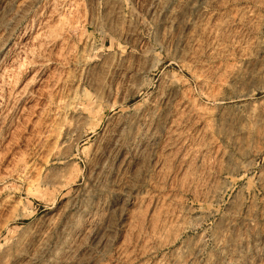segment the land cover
<instances>
[{"label": "rangeland", "instance_id": "obj_1", "mask_svg": "<svg viewBox=\"0 0 264 264\" xmlns=\"http://www.w3.org/2000/svg\"><path fill=\"white\" fill-rule=\"evenodd\" d=\"M0 264H264V0H0Z\"/></svg>", "mask_w": 264, "mask_h": 264}]
</instances>
